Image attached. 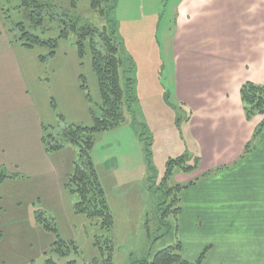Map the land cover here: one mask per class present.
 Instances as JSON below:
<instances>
[{
    "label": "rangeland",
    "instance_id": "rangeland-1",
    "mask_svg": "<svg viewBox=\"0 0 264 264\" xmlns=\"http://www.w3.org/2000/svg\"><path fill=\"white\" fill-rule=\"evenodd\" d=\"M38 1L45 3L41 27H34L26 16L29 12L23 0H0V65L7 59L1 49L8 38L10 55L25 79L43 133L52 132L62 140L68 127L92 125L93 114H101L90 47L87 44V52L80 56L76 34L61 37L65 22L101 30L111 29L114 23L123 43L121 81L127 86L131 79L133 99L124 107V121L98 132L91 151L115 225L108 230L100 219L75 213L78 195L49 182L50 175L32 178V189L27 190L30 180L24 174H7L0 178V264H47L49 258L57 264L72 260L75 264H152L159 250L178 241L181 255L192 263L205 253L201 264H249L251 243L248 238L238 241L237 218L231 216L211 230L196 228L198 234L189 235L186 226H179L176 206H170L177 194L170 188L178 183L177 175L166 178L168 163L186 156L190 165L193 158L181 155L190 140L175 99L173 35L181 0H117L111 13L108 2L101 13L92 9L90 0ZM30 12L38 17L33 9ZM19 24L43 41L56 39L58 45H23ZM53 50L55 55H51ZM2 75L6 73L0 66ZM84 80L86 91L81 87ZM21 110L19 114L28 117L26 109ZM31 134L35 136V131ZM11 148L15 156L28 154L21 155L15 144ZM64 149L48 154L58 162L57 156L64 157L65 166L68 158H78L79 150L73 144ZM179 170L176 166L173 173ZM60 171L62 167L55 170L53 181ZM38 212L56 225L69 246L62 248L68 249L66 255L53 251L56 234L39 228ZM249 233L246 228L241 235Z\"/></svg>",
    "mask_w": 264,
    "mask_h": 264
},
{
    "label": "crops",
    "instance_id": "crops-1",
    "mask_svg": "<svg viewBox=\"0 0 264 264\" xmlns=\"http://www.w3.org/2000/svg\"><path fill=\"white\" fill-rule=\"evenodd\" d=\"M178 6L175 99L190 140L181 155L193 157L191 164L198 160L194 170L174 174L178 184L186 185L180 193L179 226L197 235L196 228L211 230L234 216L238 241L248 238L251 243L249 264H263L264 128L253 136L264 114L248 119L240 90L247 81L264 85V0H181ZM3 41L7 59L0 65L6 73L0 78V170L24 174L30 180L27 190L32 178L46 175L66 188L74 159L64 166V157L57 156L58 162L45 150L33 99L10 55L9 39ZM19 109H26L28 117ZM13 144L21 155L28 154L13 155ZM55 166L62 167L56 182ZM246 228L250 233L242 236Z\"/></svg>",
    "mask_w": 264,
    "mask_h": 264
},
{
    "label": "trees",
    "instance_id": "trees-1",
    "mask_svg": "<svg viewBox=\"0 0 264 264\" xmlns=\"http://www.w3.org/2000/svg\"><path fill=\"white\" fill-rule=\"evenodd\" d=\"M117 0H90L91 7L95 11L104 13L105 2L109 3L108 10L111 13ZM22 6L28 9L29 14L26 16L31 18L34 27H41L43 25V19L41 17L42 11L45 7V3L38 0H23ZM33 9L38 14L36 18L30 12ZM21 27L22 36L20 41L23 45L31 46L34 43L49 44L53 48H56L58 41L53 39L51 42L43 41L38 36L33 35L26 30L24 25L19 24ZM73 32L76 37V45L79 50V55L83 56L87 52V44L90 47L92 54L93 68L97 74L99 81V88L102 98L101 114H93L94 123L89 126L72 125L67 128L65 137L61 139L57 138L52 132L43 133V144L45 150L48 153L62 150L67 144H73L78 147L79 156L73 162V168L67 177L65 182L67 190L78 195V201L74 204V210L77 214H82L88 218H98L101 220V226L111 230L115 225L114 216L108 205V199L106 190L101 182L99 173L93 161L91 151L94 146L96 135L100 131L110 129L111 127L122 123L125 119L124 107L132 100V81L128 82L127 86H124L121 81V68L123 65V59L121 52L123 49V43L116 33L115 24H112L111 29L105 28L101 30L91 25L78 26L76 21L71 23L65 22V26L62 29L61 37L68 38L69 34ZM11 39V41H15ZM56 51L53 50L51 55H55ZM82 89L86 91L87 85L84 80ZM241 99L244 106V111L248 119L253 118L255 115L264 114V85L247 81L241 86ZM54 107L56 106L53 103ZM56 108V107H55ZM264 128V121L257 128L255 135L260 133ZM186 156H180L176 159H172L168 163L166 170V178L174 175L173 170L176 166L178 169L184 172L192 171L196 165L187 164ZM197 164V163H196ZM8 173L4 170H0V178L8 177ZM207 175V174H206ZM195 181V180H194ZM194 181L192 183H194ZM183 185L176 184L170 188V192L176 190L177 194L171 200L170 206H176L174 212L178 218L181 211V198L180 193L183 189ZM172 190V191H171ZM36 221L43 229L52 231L56 234V241L54 242L53 251H58L62 255L68 253V249L63 250V247L69 248L67 242L59 235L58 229L54 223H52L45 213L38 212L36 215ZM107 240V239H106ZM108 246L111 239L107 240ZM73 242V241H72ZM99 243V242H98ZM75 250L78 252V246L74 245ZM182 243L178 241L174 245L165 247L159 250L153 260L152 264H201L205 253L192 263L183 258L181 255ZM110 259L113 256L110 253ZM76 261H69L68 264H75ZM47 264H57V262L49 258Z\"/></svg>",
    "mask_w": 264,
    "mask_h": 264
}]
</instances>
